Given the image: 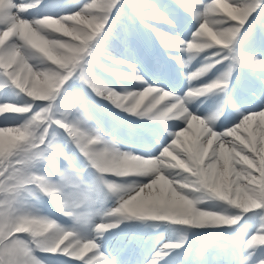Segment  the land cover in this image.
<instances>
[{"label": "snow or ice", "instance_id": "1", "mask_svg": "<svg viewBox=\"0 0 264 264\" xmlns=\"http://www.w3.org/2000/svg\"><path fill=\"white\" fill-rule=\"evenodd\" d=\"M175 4L196 22L190 38L156 34L169 54H187L186 58L170 56L181 68H188L198 57L202 60L194 71L184 73L189 87L183 95L149 85L128 60L105 57L133 69L132 73L117 72L97 61L93 42L125 7L120 0H86L63 15L42 13L44 0H0V108L11 109L0 111V264H122L119 255L106 250L104 234L125 220L204 229L235 226L250 212L257 226L243 232L231 251L185 249V231L178 240L152 252L143 264H171V254L179 249L185 255L176 264H264V146L257 148L255 137L241 131L251 128L257 118L264 123V107L248 110L234 126L217 132L210 123L222 112L223 103L202 118L190 111L188 101L193 93L203 97L218 90L238 65L264 71V60L235 51L242 30L251 42L264 45V0H175ZM127 6L141 20L171 23L150 0H127ZM216 20L223 21L224 27ZM68 36L71 41L65 39ZM205 40L210 46L202 48ZM93 64L118 80L145 86L121 85L117 90L94 77ZM225 64L226 70L216 80L193 86V81ZM156 70L164 71L163 67ZM93 94L129 114L181 121L183 126H174L179 130L169 134L172 138L158 153L122 151L91 126ZM33 123L41 126L37 137L29 128ZM13 131L18 135L8 142L6 152L4 134ZM189 132L190 144L178 150ZM260 135L264 137V129ZM109 152L119 153L116 167L103 163ZM89 168L95 170V179L89 178ZM109 195L117 197L114 208L103 214L85 210ZM44 197L72 221L70 226L26 202L42 204ZM96 216L101 222L93 219ZM34 224L55 232V239L42 243V233L31 230ZM91 249L95 251L86 258ZM37 252L48 253L49 258L42 259Z\"/></svg>", "mask_w": 264, "mask_h": 264}, {"label": "rangeland", "instance_id": "2", "mask_svg": "<svg viewBox=\"0 0 264 264\" xmlns=\"http://www.w3.org/2000/svg\"><path fill=\"white\" fill-rule=\"evenodd\" d=\"M127 1V0H126ZM171 2H175V0H170ZM86 0H66L65 1V6H66V12L59 13L57 15H63L69 11H74L76 10L80 5L85 3ZM91 2V0H89ZM227 3H231V0H226ZM150 3L155 5V9L161 12V6L164 3L161 0H150ZM69 4H72V8L68 7ZM126 10L122 9V11L116 13L112 19L109 20V24L106 25L108 26L106 28L105 33H102L104 30L101 31V33L98 34L96 37L97 39L100 38V43L99 46L96 47V50L94 51L96 54V59L99 63L104 64L105 66L117 71V72H122L123 73V68L121 67V64L117 63H112L108 59H105L107 56H113L118 59H123V60H128L131 63L134 62L133 57L130 55L128 51V47H134V49H139L141 53H152L153 51L157 50V46L160 45V50L165 54V56L160 59V64H166L167 61V56H178L181 58H186L187 54L181 55L179 51H173L171 54H169L166 49L162 46L161 44V39L158 38L157 32L163 33H169V27L167 26V22H164L162 20H141L133 11V15L130 17L125 13ZM145 11L151 12L153 9H145ZM218 15H224V13L220 12L217 13ZM135 16V17H134ZM137 21H141L144 28L142 31H146L149 33L148 37L141 35L134 26L137 25ZM109 31V32H107ZM58 35H63L62 33H58ZM9 40L11 37L8 38ZM66 40L71 41L72 37L68 36L65 37ZM7 43V40H6ZM239 48H240V53L242 56H255L258 57L261 60H264V45L261 44H254L251 42L246 34L243 35V37L240 39L239 42ZM208 51V50H207ZM157 66V64L155 65ZM15 67V66H13ZM181 69V67H180ZM187 71L186 68H182ZM11 70V69H9ZM223 71H220L217 75H215L212 79L208 80L206 83H211L214 80H216ZM92 74L94 75L95 78L102 80L105 82L107 85L114 86V82L112 81L111 75L108 73L104 72L97 64L92 65ZM23 75V73H22ZM252 75V76H251ZM249 75L247 72H241L240 77L236 84L233 87L232 94L237 103L234 104V109H241L245 110L244 114H247L248 110H260L261 107H264V103L256 105V103L264 98V85H260V88L257 87V81L256 77L258 76L261 80H264V71L260 70H253L252 74ZM115 78V77H114ZM116 81V78H115ZM78 84V82H77ZM163 85V84H162ZM161 85V88L164 87ZM116 89V88H115ZM166 90V87L163 88ZM247 91L250 93V96L252 97V100L249 98H243L239 99V95H244L245 93L243 91ZM118 90V89H117ZM183 91V89H182ZM220 96L218 97V102L214 101L212 102L204 111L202 114H200L201 117L206 116L210 112L215 111L217 108L221 106L220 103ZM92 100V108L95 113V117L97 118L98 116L102 117L103 114L106 113V111L102 110L99 105H97L93 99ZM147 103V101L145 102ZM197 106L199 107L201 105L200 102H196ZM225 103H223V110H225ZM94 117V118H95ZM139 117V116H138ZM142 118V117H141ZM243 118V117H242ZM241 118V119H242ZM240 120V119H239ZM237 120L235 123L239 122ZM89 121H91V116H89ZM3 118H0V124H2ZM22 122V121H21ZM94 122V121H93ZM177 124H181L182 122L179 121L175 124H173V129L172 131L179 130L175 128L174 126ZM93 127V124L91 125ZM234 126V123L229 124V125H224L223 127L218 126L216 124L214 126V130L217 132H222L226 130L227 128H230ZM9 127H18V125H9ZM264 129V123L261 122L260 118H257L255 121L252 122L251 128L248 130H241L244 136H254L256 139V144L257 148H260L264 146V137L260 135L261 130ZM16 132H8L5 133V145H6V152H7V144L10 140H13L17 137ZM192 139V134L191 132L188 133L187 137H182L181 140L184 141V144L180 146V149L182 150L183 147H186L190 144ZM229 139H234V137H229ZM22 142V141H19ZM227 146V145H226ZM131 152V150H129ZM94 172V177L97 175ZM255 176L258 177L259 173L258 171L254 170L253 173ZM26 195V194H25ZM28 203H34L36 207L41 209V212L46 215L50 216L51 218L55 219V217H52L51 213H45L44 208L45 206H42L41 203L32 201L31 199L26 200ZM214 201H206V204H214ZM117 205V204H116ZM115 205V206H116ZM114 206V207H115ZM113 207V208H114ZM203 207V206H201ZM252 213L250 212L247 214L239 223L231 228H228L227 230L217 232L214 234H208L205 232L199 233V230L196 228H191L187 227L185 228L184 226H178L174 225L172 223H166L159 231H155L159 225H161V222H155L151 220H145L141 223H139L138 229L135 231H138L140 233H147L150 232L153 234L152 241H148V246L153 249L154 251L160 248L161 245L169 242V241H176L180 238V235L183 232H187V237L188 241L185 244L184 248L189 249L192 252H205V253H219L222 252L225 248H227L229 251H231L233 244L238 241V238L240 235L245 232V231H251L254 229V227L257 226V220L252 219ZM56 220V219H55ZM133 219L130 220H125V223L128 224L129 221H132ZM57 221V220H56ZM58 222V221H57ZM61 224L60 222H58ZM63 226H70L71 224H61ZM135 225V224H134ZM137 228V226H134ZM217 228V227H216ZM213 230L215 228H212ZM17 235H25V234H17ZM105 237V242H107V236L104 234ZM122 244H119L117 246H109L110 248L108 249L110 253H116L118 251V255L122 256L124 254L125 249L119 251L120 246ZM95 249H91L88 252H86V256H90L92 252H94ZM129 251V250H127ZM126 251V252H127ZM148 252V251H146ZM37 255V254H36ZM184 250L179 249L176 250L171 254V264H176L177 260H182L184 258ZM38 256V255H37ZM39 257V256H38ZM42 258V257H41ZM258 258V257H257ZM42 259H47V258H42Z\"/></svg>", "mask_w": 264, "mask_h": 264}, {"label": "clouds", "instance_id": "3", "mask_svg": "<svg viewBox=\"0 0 264 264\" xmlns=\"http://www.w3.org/2000/svg\"><path fill=\"white\" fill-rule=\"evenodd\" d=\"M215 23L220 26V27H224V22L221 21V20H216ZM208 32H211V29H208ZM209 43H208V40H205L201 47L202 48H207L209 47ZM228 87H229V79L226 78L223 80V82L218 86V91L221 92V93H227L228 91ZM198 95L197 93H193L191 94L189 97H188V101L189 103L194 101L195 99L198 98ZM4 110H11V109H5V108H0V111H4ZM222 112L217 115L215 118H213L211 120V123H210V128L211 127H214L220 117L222 116ZM29 128H30V131H31V134L33 137H37L41 134V126L39 124H30L29 125ZM209 128V130H210ZM46 131V129H45ZM214 134V133H213ZM120 159V156H119V153L118 152H109L107 153L104 158H103V163L106 165V166H110V167H116L118 165V161ZM171 167H175V165H170ZM124 174L128 175V174H131V173H128V172H124ZM103 214V212H101ZM116 223H119L120 221L117 220L115 221ZM31 230L34 231V232H40L42 233V243H50L51 241H53L55 239V236H56V233L55 232H52V231H44L40 225L38 224H34V225H31Z\"/></svg>", "mask_w": 264, "mask_h": 264}]
</instances>
